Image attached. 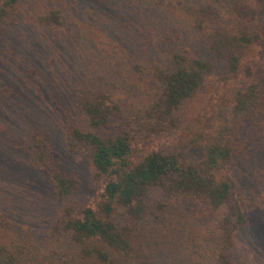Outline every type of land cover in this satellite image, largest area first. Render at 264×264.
<instances>
[{"label":"rangeland","instance_id":"obj_1","mask_svg":"<svg viewBox=\"0 0 264 264\" xmlns=\"http://www.w3.org/2000/svg\"><path fill=\"white\" fill-rule=\"evenodd\" d=\"M27 3L0 34V264H99L83 257L79 245L56 230L64 210L73 207L77 213L96 204L102 190L85 152L70 146L68 126L87 129L83 103L103 94L134 116L155 93L153 71L166 63L170 47L214 61L209 30L259 34L261 41L243 51L238 72L227 74L220 63L206 89L177 114L182 123L178 134L161 141L167 150H178L193 135L187 126L198 127L205 116L212 118L207 124L216 132L217 122L226 121L218 112L231 102L235 89L261 83L264 92V6L258 0ZM53 4L62 15L51 24L30 16L46 14ZM122 122L118 118L113 131ZM235 126L230 138L237 148L228 174L237 183L249 224L239 227L229 242L220 228L224 211H209L200 201L175 202L159 216L129 224L132 249L122 264H163L152 257L154 251H168L176 241L175 264H219L222 253L230 264H264V109L238 119ZM39 137L45 138V149L54 158L48 166L32 161V145ZM187 153L202 159L205 148L190 146ZM56 170L64 179L76 180L70 195L58 194L52 178ZM113 220L121 227L128 224L121 212ZM180 238L205 255L188 258Z\"/></svg>","mask_w":264,"mask_h":264},{"label":"trees","instance_id":"obj_2","mask_svg":"<svg viewBox=\"0 0 264 264\" xmlns=\"http://www.w3.org/2000/svg\"><path fill=\"white\" fill-rule=\"evenodd\" d=\"M258 4L263 7L264 0H258ZM50 7L46 14L37 11L30 16L49 25L62 15L58 5ZM27 8V0H0V34ZM258 35L246 31L209 30L208 47L215 55L214 61L196 57L188 49L170 47L166 52V63L153 71L158 82L155 93L149 95L134 116L109 95H99L83 103L89 125L87 129L68 126L70 146L82 149L94 165V178L102 184L101 198L77 213L69 207L56 223L58 233L68 234L79 245L83 257L97 260L99 264H122L123 259L128 262L132 249L129 224L159 216L175 202L200 201L209 211H224L220 228L229 242L239 227L249 224L237 195V183L228 174V165L237 148L231 144L230 128L238 119L256 115L264 109L263 84L234 90L231 102L218 112L220 117L225 115L226 121L217 122L216 132L214 127L211 130L212 123L207 124L212 118L205 116L204 122L203 117L199 118L198 127H194V123L187 126L193 135L178 150H167L161 139L165 135L178 134L182 123L177 114L206 89L220 63L227 74L238 72L243 51L261 41ZM118 118L123 121V127L113 131ZM169 128L171 133L167 131ZM196 128L202 131L195 133ZM46 145L44 137L33 143L34 165L48 166L54 162ZM198 145L204 146L205 154L202 159L194 160L188 155L187 148ZM52 176L55 188L62 196L70 195L77 187L74 178L64 179L59 170ZM117 212L124 215L127 225L118 226L113 220ZM176 242L168 251L158 248L152 257L163 264H175L179 259L173 253L177 252ZM178 243L188 258L190 254L205 255L193 242L190 245V240L180 238ZM3 250L0 247V253ZM221 255L222 260L218 255L219 264H230L227 255Z\"/></svg>","mask_w":264,"mask_h":264}]
</instances>
